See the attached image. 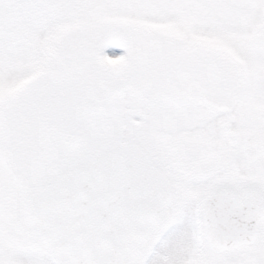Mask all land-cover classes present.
<instances>
[{
	"label": "snow or ice",
	"instance_id": "obj_1",
	"mask_svg": "<svg viewBox=\"0 0 264 264\" xmlns=\"http://www.w3.org/2000/svg\"><path fill=\"white\" fill-rule=\"evenodd\" d=\"M0 264H264V0H0Z\"/></svg>",
	"mask_w": 264,
	"mask_h": 264
},
{
	"label": "rangeland",
	"instance_id": "obj_2",
	"mask_svg": "<svg viewBox=\"0 0 264 264\" xmlns=\"http://www.w3.org/2000/svg\"><path fill=\"white\" fill-rule=\"evenodd\" d=\"M105 51H106V53H108L109 55H111L110 52H114V53H118V52H119V54H123V52H124V50H123L122 48L118 47V46L115 45V44H111V45H109V46L106 48Z\"/></svg>",
	"mask_w": 264,
	"mask_h": 264
}]
</instances>
